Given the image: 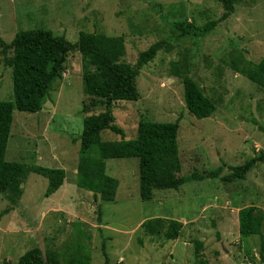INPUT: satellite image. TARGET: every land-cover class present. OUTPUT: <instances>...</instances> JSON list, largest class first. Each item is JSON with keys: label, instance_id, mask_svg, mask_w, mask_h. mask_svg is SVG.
Instances as JSON below:
<instances>
[{"label": "rangeland", "instance_id": "obj_1", "mask_svg": "<svg viewBox=\"0 0 264 264\" xmlns=\"http://www.w3.org/2000/svg\"><path fill=\"white\" fill-rule=\"evenodd\" d=\"M234 13L209 35L178 38L172 24L186 20L198 26L221 17L217 0H0V39L9 43L19 31L43 28L75 44L80 32L120 36L124 62L134 66L150 45L166 42L154 60L139 71L140 99L111 106L114 124L124 139L136 137L139 121L178 122L179 176H204L224 167L216 178L192 180L178 190L139 195L138 160H105L106 173L118 180L116 197L102 202L75 185L79 142L86 115L103 106H83L91 99L82 91L80 54L67 56L65 72L53 84L40 112H13L5 159L65 171L60 189L44 197L47 180L29 173L17 204L11 193L0 194V262L15 264L31 248L60 254V264L86 257L89 264H260V239H241L237 210L264 209L256 187L264 183V161L244 180L227 182L229 167L264 153V89L235 72L264 57V0H241ZM11 51L7 56H11ZM0 49V99L12 100V73ZM176 67L192 77L216 103L215 113L196 119L184 105L182 79ZM105 141L119 135L102 133ZM152 218L182 223L173 241L148 236L143 221ZM264 234V227H263ZM202 247L196 250L197 243Z\"/></svg>", "mask_w": 264, "mask_h": 264}, {"label": "trees", "instance_id": "obj_2", "mask_svg": "<svg viewBox=\"0 0 264 264\" xmlns=\"http://www.w3.org/2000/svg\"><path fill=\"white\" fill-rule=\"evenodd\" d=\"M223 13L220 18L198 26L186 20L174 22L173 29L178 38L199 39L209 35L221 22L234 13V6L241 0H217ZM166 42L158 41L139 54L134 66L124 62V40L120 36H106L98 33L80 32L75 44L64 36H56L51 31L36 28L19 31L6 43L0 39V49L4 55L3 63L12 73V100L0 99V194L11 193L10 201L17 204L23 194L22 184L29 173L44 177L47 189L44 197L57 192L63 185L65 171L59 168H47L5 159L13 112L37 113L43 108L46 97L56 81L62 79L65 72L66 55L70 50L80 54L82 91L91 99L83 106H103L104 111L86 115L82 119V131L73 138L79 142L78 164L75 185L89 191L102 202H112L116 197L119 182L106 173L105 160L136 158L138 160L139 195L142 201L153 198L156 190H178L192 180H204L218 177L223 166L205 174L179 176L182 165L179 158L177 132L178 122L160 123L141 120L137 125L136 137L125 140L123 130L114 124L115 117L111 106L120 101L136 102L140 94L136 78L140 70L151 63L160 50L166 49ZM11 51V56L7 52ZM172 76L182 79L183 100L187 111L196 119L211 117L217 107L207 97L199 84L190 76L182 75L174 66ZM235 72L264 89V57L257 63H247ZM254 125L264 132L257 123ZM110 131L120 136L119 141H105L102 133ZM264 161L262 156L254 157L240 166L229 167V174L223 176L227 182L244 180L257 163ZM264 211L254 205L238 210V232L241 239L258 236L260 239L259 259L264 264ZM142 231L148 236H163L173 241L180 236L182 223L176 220L152 218L142 222ZM196 250L202 247L198 242ZM60 254L46 252L37 247L22 254L15 264H60ZM0 264H12L9 261ZM66 264H89L86 257L72 258ZM105 264H108L105 262ZM199 264H204L201 261Z\"/></svg>", "mask_w": 264, "mask_h": 264}, {"label": "crops", "instance_id": "obj_3", "mask_svg": "<svg viewBox=\"0 0 264 264\" xmlns=\"http://www.w3.org/2000/svg\"><path fill=\"white\" fill-rule=\"evenodd\" d=\"M256 187H257L258 190H259V194L264 198V183H263V186H262V187L258 186V184H256ZM263 206H264V205H263ZM256 207H257V206H256ZM258 208L264 211L263 208H261V207H258ZM238 210H239V209H238ZM238 210H237V212H238Z\"/></svg>", "mask_w": 264, "mask_h": 264}, {"label": "water", "instance_id": "obj_4", "mask_svg": "<svg viewBox=\"0 0 264 264\" xmlns=\"http://www.w3.org/2000/svg\"><path fill=\"white\" fill-rule=\"evenodd\" d=\"M71 52H73V50H70V51H68V53H67L66 57H67V56H68V54H69V53H71Z\"/></svg>", "mask_w": 264, "mask_h": 264}]
</instances>
